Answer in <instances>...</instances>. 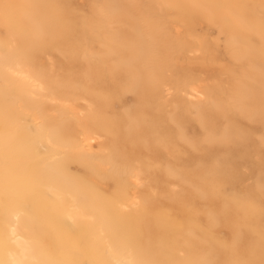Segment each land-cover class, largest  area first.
Masks as SVG:
<instances>
[{
    "label": "bare ground",
    "instance_id": "bare-ground-1",
    "mask_svg": "<svg viewBox=\"0 0 264 264\" xmlns=\"http://www.w3.org/2000/svg\"><path fill=\"white\" fill-rule=\"evenodd\" d=\"M0 8V264H264V0Z\"/></svg>",
    "mask_w": 264,
    "mask_h": 264
},
{
    "label": "rangeland",
    "instance_id": "rangeland-1",
    "mask_svg": "<svg viewBox=\"0 0 264 264\" xmlns=\"http://www.w3.org/2000/svg\"><path fill=\"white\" fill-rule=\"evenodd\" d=\"M5 5H7V4H5ZM8 6H9V5H8ZM8 6H7V7H8ZM14 6H15L14 3L11 2V6H10V7L13 8ZM0 9L2 10V8H0ZM10 11H11V10H10ZM3 15H4V14H3ZM4 16H6V15H4ZM209 32L214 34V31H213V30H209ZM75 169H76V166H72V170L75 171ZM79 171L82 172V168H79Z\"/></svg>",
    "mask_w": 264,
    "mask_h": 264
}]
</instances>
